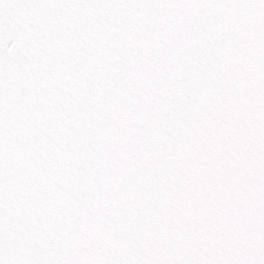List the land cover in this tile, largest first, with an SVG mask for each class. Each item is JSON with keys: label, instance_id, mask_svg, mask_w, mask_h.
Here are the masks:
<instances>
[{"label": "snow or ice", "instance_id": "1", "mask_svg": "<svg viewBox=\"0 0 264 264\" xmlns=\"http://www.w3.org/2000/svg\"><path fill=\"white\" fill-rule=\"evenodd\" d=\"M0 264H264V0H0Z\"/></svg>", "mask_w": 264, "mask_h": 264}]
</instances>
